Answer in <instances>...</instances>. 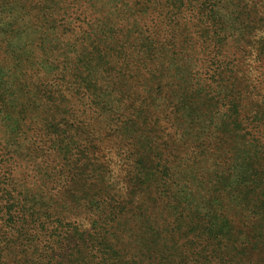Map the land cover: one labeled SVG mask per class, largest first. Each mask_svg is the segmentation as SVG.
Returning a JSON list of instances; mask_svg holds the SVG:
<instances>
[{
    "label": "rangeland",
    "instance_id": "obj_1",
    "mask_svg": "<svg viewBox=\"0 0 264 264\" xmlns=\"http://www.w3.org/2000/svg\"><path fill=\"white\" fill-rule=\"evenodd\" d=\"M49 1L21 34L0 8V264H257L226 221L264 173V0L211 26L188 0Z\"/></svg>",
    "mask_w": 264,
    "mask_h": 264
},
{
    "label": "trees",
    "instance_id": "obj_2",
    "mask_svg": "<svg viewBox=\"0 0 264 264\" xmlns=\"http://www.w3.org/2000/svg\"><path fill=\"white\" fill-rule=\"evenodd\" d=\"M195 3L191 4L188 0L189 5L193 6L191 9L192 14L195 16V20L200 23H206L205 26H211L213 17H216V12L218 7L226 6L229 4V0H193ZM0 8L2 10L8 9L10 12H13L11 21L6 23L7 28H12L13 26L17 29H22L21 33L26 32L28 28L34 29L39 28L40 24L45 25L47 20L51 18L50 10V1L46 0L40 2V0H0ZM211 16V20H208V23L205 21L206 16ZM27 28V29H23ZM33 29V30H34ZM35 32V31H34ZM14 36V35H12ZM41 37V36H40ZM208 51V55L201 56L196 61L199 65H204L205 75L209 79V82L203 86L211 87L212 97L215 96L213 89L215 88V82H219L218 73L219 67H221L220 63L217 61V56L215 55L219 49L215 46H212L210 49H205ZM149 51V50H148ZM30 55V57L25 58V56ZM24 58L25 67H33V55L31 53H27L20 58ZM31 58V59H30ZM206 58V60H205ZM21 68V67H20ZM17 68L15 72V77L18 78L21 76V69ZM24 68V67H23ZM218 70V71H217ZM26 74L23 73L22 76ZM51 102L50 99H47ZM204 100V99H202ZM0 103L3 104V100L0 96ZM226 107V105H222ZM232 110H236L231 107ZM261 171L258 173V183L259 185L256 189H253L251 186L247 187L242 194L243 204L235 206L233 209H228L227 216L230 214H234V219L226 221L227 227V235L232 236L233 232H236L239 237L234 236V240L239 242L240 245L244 248V253H252V258L257 264H264V173L260 175ZM251 184H254L252 182ZM240 187L243 184H239ZM231 193L232 198H240L234 197V194ZM240 206V207H239ZM239 207V208H238ZM239 209V210H237ZM224 207L221 206L217 212H223ZM195 212L199 215V211L196 208H188V213ZM213 214L208 215V219L211 220V216ZM219 216L217 215V218ZM232 221V222H230ZM212 222H207L209 227L212 226ZM235 226V227H234ZM235 228V229H234ZM252 262L250 256L247 255V261Z\"/></svg>",
    "mask_w": 264,
    "mask_h": 264
}]
</instances>
